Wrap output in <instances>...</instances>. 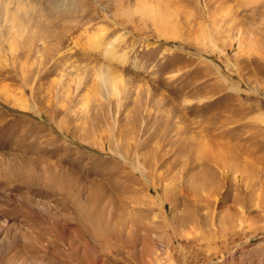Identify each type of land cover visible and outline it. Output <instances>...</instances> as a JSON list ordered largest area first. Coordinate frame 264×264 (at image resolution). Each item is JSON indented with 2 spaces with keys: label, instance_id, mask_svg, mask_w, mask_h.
<instances>
[{
  "label": "rangeland",
  "instance_id": "obj_1",
  "mask_svg": "<svg viewBox=\"0 0 264 264\" xmlns=\"http://www.w3.org/2000/svg\"><path fill=\"white\" fill-rule=\"evenodd\" d=\"M0 264H264V0H0Z\"/></svg>",
  "mask_w": 264,
  "mask_h": 264
}]
</instances>
